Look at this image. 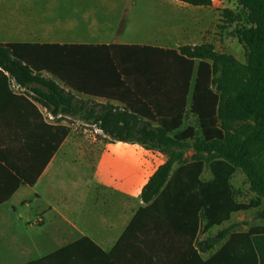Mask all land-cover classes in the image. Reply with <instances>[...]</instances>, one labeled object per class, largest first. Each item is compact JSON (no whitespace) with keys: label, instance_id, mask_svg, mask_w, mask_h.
Instances as JSON below:
<instances>
[{"label":"crops","instance_id":"1","mask_svg":"<svg viewBox=\"0 0 264 264\" xmlns=\"http://www.w3.org/2000/svg\"><path fill=\"white\" fill-rule=\"evenodd\" d=\"M214 2L195 6L180 0H102L83 16L43 26H58L59 39H48L45 30L43 40L36 38L30 25L25 39L17 35L0 42L20 44L42 76L79 97L146 114L157 104L165 105L172 108L164 116L170 124L182 112L176 130L182 131L195 124L189 113L191 90L183 96V108H174L184 91L161 80L176 72L179 47L210 42L205 35ZM98 7L102 12L97 13ZM4 20L0 18V26ZM52 55H61L59 67L69 57L71 67H53ZM62 77L85 92L66 86ZM39 98L34 88L21 86L0 67V264L35 261L84 237L94 243L93 264H176L181 246L166 240L175 234L169 230L137 232L135 236L149 233L148 240L116 246L145 205L142 189L167 154L118 140L101 147L98 136L78 132L66 120L69 115H54ZM133 196L140 199L134 213ZM193 246L205 260L214 256L205 257L206 249L201 252L196 239ZM153 253L157 256L150 262Z\"/></svg>","mask_w":264,"mask_h":264},{"label":"trees","instance_id":"2","mask_svg":"<svg viewBox=\"0 0 264 264\" xmlns=\"http://www.w3.org/2000/svg\"><path fill=\"white\" fill-rule=\"evenodd\" d=\"M180 1L195 6L213 4V0ZM235 2L236 8L223 9L221 16L227 25H236L246 62L218 50L212 42L183 45L179 47L176 72L161 80L165 86L184 91L179 95L182 99L173 102L174 108L179 105L183 108V96L191 90L189 113L195 124L182 131H176L181 128L182 112L180 119L170 124L164 116L172 108L165 105L157 104L151 114H146L128 105L79 97L54 79L42 76L20 44L0 42L1 69L8 71L21 86L34 88L40 94L39 100L54 115L66 114L96 125L112 141L170 150L167 161L143 187L141 199L145 205L136 211L116 246L127 245L129 240H138L141 245L140 242L148 240L147 235H141L143 232L169 230L175 234L166 240L177 241L181 246L176 264H240L228 245L207 260L194 248L200 231L198 208L184 189L176 187V177L172 176L174 166L185 161L180 149L192 143L196 152L223 157L242 168L252 190L264 199V0ZM62 80L66 86L85 92L72 79L62 77ZM159 219L162 222H157ZM137 232L141 234L135 236ZM228 232L222 230L217 237L224 238ZM253 241L257 258L250 264H264V233L256 235ZM85 243L94 245L84 237L55 254L24 264H78ZM150 256L151 262L157 255Z\"/></svg>","mask_w":264,"mask_h":264},{"label":"rangeland","instance_id":"3","mask_svg":"<svg viewBox=\"0 0 264 264\" xmlns=\"http://www.w3.org/2000/svg\"><path fill=\"white\" fill-rule=\"evenodd\" d=\"M100 1L102 0H0V18L7 19L0 26V38H17L20 35L21 39H25L33 26L32 31L39 35L36 38L43 40V26H53L61 18L83 16L94 6H98ZM214 3L212 23L206 31L205 39L220 51L231 53L240 62H246V51L237 38L236 25H227L221 16L223 9L236 8L235 0H215ZM99 9L98 7L97 13L102 12ZM45 31L49 32L48 39H59L62 32L58 26ZM52 56L53 67L66 71L71 67L69 57L65 56V60L61 61L68 65L59 67L56 60L61 55H55V58ZM66 120L83 135L98 136L101 147L112 142L96 125L72 116ZM192 147L190 143L189 147L180 149L184 153L185 161L179 163L174 177L177 180L176 187L184 189L198 208L200 231L196 239L197 247L201 252L206 249L204 256L209 257L224 245H228L240 264L253 263L257 258L253 238L264 233V199L252 190L249 178L242 168L223 157L196 152ZM147 149L159 150L168 157L170 154V150ZM148 171L151 172V169ZM138 198L132 197V213L140 205ZM157 222L162 221L159 219ZM226 229L228 234L224 238H218V234ZM148 235L145 238L148 239ZM91 247L92 244L85 243L78 256V264H93L94 252Z\"/></svg>","mask_w":264,"mask_h":264}]
</instances>
